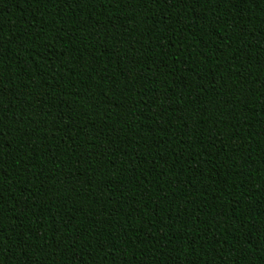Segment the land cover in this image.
<instances>
[{
  "label": "trees",
  "instance_id": "16d2710c",
  "mask_svg": "<svg viewBox=\"0 0 264 264\" xmlns=\"http://www.w3.org/2000/svg\"><path fill=\"white\" fill-rule=\"evenodd\" d=\"M0 264H264V0H0Z\"/></svg>",
  "mask_w": 264,
  "mask_h": 264
}]
</instances>
